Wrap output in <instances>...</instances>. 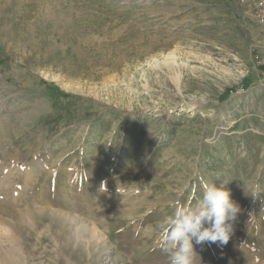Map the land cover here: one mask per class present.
Here are the masks:
<instances>
[{
  "label": "rangeland",
  "instance_id": "374dc122",
  "mask_svg": "<svg viewBox=\"0 0 264 264\" xmlns=\"http://www.w3.org/2000/svg\"><path fill=\"white\" fill-rule=\"evenodd\" d=\"M254 1L0 0V252L169 264L158 225L227 181L231 239L194 264H264Z\"/></svg>",
  "mask_w": 264,
  "mask_h": 264
},
{
  "label": "clouds",
  "instance_id": "9594fccd",
  "mask_svg": "<svg viewBox=\"0 0 264 264\" xmlns=\"http://www.w3.org/2000/svg\"><path fill=\"white\" fill-rule=\"evenodd\" d=\"M203 194L195 207L177 206L174 213L158 225L169 256V264H194V243L226 245L233 233V221L240 212L231 198L227 181L203 182Z\"/></svg>",
  "mask_w": 264,
  "mask_h": 264
},
{
  "label": "bare ground",
  "instance_id": "6f19581e",
  "mask_svg": "<svg viewBox=\"0 0 264 264\" xmlns=\"http://www.w3.org/2000/svg\"><path fill=\"white\" fill-rule=\"evenodd\" d=\"M13 245H15V244H13ZM9 247H10V245H9ZM16 249H18V248L15 247V249H14L13 246L10 247L8 250L5 249L6 252H4V255H3V253H1L2 252L1 251L0 253L2 254V258L0 257L1 258L0 263L2 261L1 264H33L32 262L27 261L26 256L22 255L21 252L16 250ZM5 250H3V251H5Z\"/></svg>",
  "mask_w": 264,
  "mask_h": 264
},
{
  "label": "built area",
  "instance_id": "2783aa9c",
  "mask_svg": "<svg viewBox=\"0 0 264 264\" xmlns=\"http://www.w3.org/2000/svg\"><path fill=\"white\" fill-rule=\"evenodd\" d=\"M252 12L257 24L264 31V0H255L252 5ZM259 64H264V58L258 59Z\"/></svg>",
  "mask_w": 264,
  "mask_h": 264
}]
</instances>
